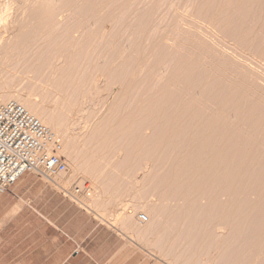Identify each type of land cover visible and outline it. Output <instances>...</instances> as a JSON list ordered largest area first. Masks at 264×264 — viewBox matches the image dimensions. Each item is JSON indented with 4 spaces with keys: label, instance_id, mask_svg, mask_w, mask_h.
Masks as SVG:
<instances>
[{
    "label": "rangeland",
    "instance_id": "1",
    "mask_svg": "<svg viewBox=\"0 0 264 264\" xmlns=\"http://www.w3.org/2000/svg\"><path fill=\"white\" fill-rule=\"evenodd\" d=\"M5 1H8L6 2L8 8L3 7ZM5 1L0 0V97H5H2L4 101L10 91H13L14 93L11 94L14 95L30 92L45 112L58 114L56 116L59 117L64 128L63 132L61 134L57 132V135L59 134L64 144L67 143V146H73V151H75L72 155L73 164L66 163L68 167L67 175L53 179L57 182L56 184L52 183V185L51 181L49 182L47 178L36 173H26L21 177L26 175L40 177L51 184L61 196L64 190L73 192L74 188H79L80 192L75 195L74 201L71 198L65 199L86 212L101 227L114 231L121 245L118 263L116 264H229L231 261L245 264L244 256L239 257L233 251L232 245L235 240H240L231 235L228 239L229 234L225 231L219 234H216L214 230L210 231L209 224H211V219L214 220L212 223L217 221L214 219L215 216H218L219 213L223 215L225 211L226 213L232 211L237 216L241 212H246V216L248 215L246 217L248 218L247 221H250L251 224L249 223L248 227L245 226L246 224L243 225L246 228L242 229L245 231L242 232L244 239V235L246 237L251 235L249 232L254 231L255 233L253 225H255V221L259 220L257 217L264 213V0H104L105 3L102 0L103 3L100 0H67L73 4H66L67 11L63 12L59 18L55 14H57L56 11L59 7L57 4L60 0H58L59 2L57 0H54L56 2L45 0L46 2L49 1L44 3L46 5L42 4V0ZM62 1L59 4L66 0ZM67 1L65 3H68ZM40 2L42 5H40ZM53 2L54 5H57L56 11H53L55 10L54 5H51ZM100 2L102 6L97 4ZM87 3L91 5L92 11H89L91 8ZM94 3L97 4H95L96 7L100 6L103 10L101 13L105 14L100 13V7H98L99 12L98 10L94 11V8H96ZM47 4H49V7L51 6L52 12L55 14L51 13ZM74 5L76 8L73 7ZM81 5H84V7ZM4 9L8 10L5 11ZM73 11L77 13L75 14ZM111 13L114 21L117 18L115 21L116 28L119 27L120 29H118L119 31L115 30L118 31V34H115L114 37L110 35L114 32L112 29L111 33L108 29L109 35H106L107 33L103 34L100 30L96 33L95 29L101 28L100 23H103L101 24L103 29H107L111 25L112 27L115 26V22L111 25L107 24L110 20L109 23L113 22ZM50 15H54L53 18ZM46 17L53 20L52 22L49 18L52 24ZM89 17L90 19H88ZM97 17H100L99 20L96 19ZM105 18L109 21L107 22ZM100 19L103 22H100ZM104 19L107 23L104 22ZM87 22L88 26L85 25ZM90 22L94 23H92L93 26ZM79 23L80 25L83 24L82 28H79ZM72 28L74 31L71 30ZM77 28L79 29L78 32L74 33ZM70 30L73 35L70 34ZM97 34L99 36H96ZM91 35L92 38H90ZM86 36L91 39L90 42L93 41L92 43L98 44H94L95 47L100 45L98 50L91 51L92 48L89 45L92 46L93 44H90L89 38L87 39ZM71 42L73 45L76 44L78 49L76 47L72 49ZM79 48L83 51H80ZM88 50L90 51L88 52ZM184 60L187 61V68L183 67L184 70H182L181 65L183 62L185 63ZM180 62L181 65L179 66ZM53 65L60 69L57 70L60 72L54 73ZM59 66H62V68ZM174 68L175 70L181 68L182 71L177 69L175 72ZM61 71L63 72L62 75L60 74ZM171 71L175 72V75ZM170 76L171 78H169ZM164 79L169 81L171 79L173 81H170L171 84H174L171 86L166 85L168 86L166 87ZM71 82L73 83L71 84ZM166 82L167 84L170 83ZM162 83L164 86H162ZM161 87L166 90L160 89ZM225 96L231 97V99L225 98ZM71 99H73L72 102ZM74 99L77 101H74ZM191 99L193 100L191 101ZM222 99L228 100L224 102ZM196 101L198 106L197 104L194 106ZM220 101L225 106L218 104ZM217 104L220 107H216ZM159 109L162 110L160 115L157 112ZM155 112L157 115H154ZM225 112L228 113V117ZM127 113V118L130 115L133 117H129L128 120L132 119L131 121L126 120L127 118L124 115ZM155 116L161 119L158 120ZM174 116L175 118H173ZM224 116L225 120L223 119ZM123 118L126 121H123ZM194 118L197 121L193 120ZM210 119L211 123L209 122ZM239 119H241V122ZM100 120H104L105 123L102 122L105 125L107 124L104 127L102 126L101 129L99 124H103ZM191 123L192 125L194 123V125L192 126ZM224 124L226 126H224L225 130L228 127L231 128L228 131L222 129L227 132L226 135L229 134V131H233V134L230 133L229 136L223 134L225 132H222L220 128ZM229 124L232 127L231 125L228 126ZM52 129L54 130V128ZM169 129H171V132ZM219 129L221 133H218ZM215 131L217 133H214ZM160 132L165 133L161 135ZM157 134L163 138L158 139ZM215 134L220 135L221 138L222 134L227 138L230 137L231 142L224 136L223 139L217 135L215 137ZM103 138L106 140L111 138L109 142L108 140L105 141L107 145L104 143V149L102 147L103 143L102 145L100 143L101 146L98 144V141L101 142L100 140H103ZM216 138H219L220 142L225 139L229 144L231 143L228 145L224 141V143H227L224 145H228V147L234 143L233 147L237 146L235 148L237 150H231V156L225 150L227 147L225 148L222 143L224 146V148L221 146L224 149L223 152H227L223 154L227 158H224L221 154L222 151H220L222 159L220 155V160L217 159L207 163V160H211V158L207 159L210 157L211 151L213 153V150L217 149L215 144L219 141ZM204 139H207V141H204ZM162 140L164 144L161 143ZM191 140H194V143ZM201 140L204 141L203 145ZM136 141H139V143ZM135 142L138 143V146L134 145L137 147L136 149L132 146ZM161 144L162 146H160ZM127 148L128 150H126ZM183 149L186 155L184 152L183 155L181 154V151H184ZM147 150L151 151L149 157L148 153H145ZM227 150L229 151L230 148ZM127 151L129 152L127 153ZM154 151L156 154H154ZM189 151L191 153L187 154ZM84 153L86 158L82 155ZM197 153L198 155H195ZM228 153L231 158L226 156ZM177 154L182 155V157L185 156V158L179 157V155V158H177ZM206 154L210 155L204 157ZM151 157H156V160ZM62 158L65 159L64 156ZM147 158H151L152 161ZM176 158L183 160V162L180 160L182 164L179 166L181 170L185 167L184 172L191 169V165L196 162L194 164L196 166H193L195 170L192 172L190 186L201 179L204 181H201L202 184L206 183L205 178L214 180L212 181L213 184L211 182L212 185H209L212 186L209 187L211 188L209 190L212 191L210 201L197 199L195 195H189V201L185 198L183 200L185 203L182 200H179L180 202L177 200V204H175V199L173 201L170 199L160 201L161 198L157 191L161 193L166 189L161 190L162 186L159 179L162 180L163 176H166L171 169L169 166L179 163ZM97 159L98 161L93 162ZM223 159L226 160L223 161ZM139 160L140 162H138ZM175 160L176 163H174ZM218 160L220 164L216 162ZM124 161L125 164L122 166ZM135 161L138 163L137 165ZM197 161L201 164H197ZM91 164L95 166L92 165L94 168L90 170ZM197 166H200V168ZM221 166H223L225 172L220 173L222 171L220 170ZM210 167L215 168V171L212 170L214 171L213 175H211ZM217 169L220 171L216 172ZM121 170H124L123 173ZM205 171H211V173H208L210 176L208 174L205 175L207 177L202 175L205 174ZM214 173H217L218 176H215ZM221 179L227 182H223ZM230 179H233V182L237 179L236 184L234 183L235 189ZM229 181L232 184H229ZM214 185L217 186L214 187ZM86 186L87 188H85ZM220 187L222 189L225 187L223 189V192L226 190L224 194ZM173 190L175 189L173 188ZM232 191H236L235 194L233 193L234 196L241 194L233 198V194L232 196L230 194ZM176 193L174 192L173 198ZM225 193L227 194L225 195ZM228 193L232 198L226 197ZM238 198L243 201L240 203ZM236 199L238 204L235 201ZM183 203L187 206H184ZM248 203L250 206H247V208ZM179 204H181V207ZM236 205H239L240 208L235 207ZM177 206L182 210H179ZM252 206H255V210ZM172 207L178 209L180 214L187 208V210L185 209L186 213L184 212L183 222L180 221V217H182L180 214H178L180 220L174 216L175 214L177 216L178 210H173ZM169 208L172 211L169 212L171 215L173 211H176L173 213V217L171 215L168 217V213L165 214L166 210L169 211ZM239 209H241V212ZM238 212L240 213L238 214ZM138 213L146 214L148 221L140 224L136 220ZM261 216L263 217V215ZM170 217L172 218L170 219ZM199 218L203 220L202 224V220ZM176 220H179L182 226ZM204 220H207V222L210 220L208 228L207 224L205 227L206 222ZM236 222L238 221L233 222V224ZM162 223L165 225L164 227ZM251 227L254 228L251 229ZM203 228L208 230H203ZM224 235H228L227 239ZM212 237L215 240L217 238V243L212 240ZM218 239L222 240L221 244ZM129 241L131 242L130 249L128 248ZM229 243L232 244L229 245ZM133 244L136 245L135 250Z\"/></svg>",
    "mask_w": 264,
    "mask_h": 264
},
{
    "label": "crops",
    "instance_id": "2",
    "mask_svg": "<svg viewBox=\"0 0 264 264\" xmlns=\"http://www.w3.org/2000/svg\"><path fill=\"white\" fill-rule=\"evenodd\" d=\"M51 184L26 175L0 194V264L118 263L121 245L114 231Z\"/></svg>",
    "mask_w": 264,
    "mask_h": 264
},
{
    "label": "bare ground",
    "instance_id": "3",
    "mask_svg": "<svg viewBox=\"0 0 264 264\" xmlns=\"http://www.w3.org/2000/svg\"><path fill=\"white\" fill-rule=\"evenodd\" d=\"M1 1H3V0H1ZM4 1H5V0H4ZM37 1H38V0H37ZM39 1H40V0H39ZM53 1H54V0H53ZM57 1H58V0H57ZM63 1H64V0H63ZM63 1H62V2H63ZM66 1H67V0H66ZM66 1H64L62 4H59V3H61V0H60V2L58 1L59 3L57 2L58 4L56 3V4L59 6L57 11H56V9H57V5H54V2H56V1H54L52 4L49 3V4H51V5H54V7H53V6H52V7H53L55 10H53V9L51 8V6L49 7V6H48L49 4H47V6H48V8H50L49 10L51 11V13H54V12H52V10H53V11H56L57 14H55V13H54V14H55V16H58L57 18H59L60 16H62V13H63V12L67 11L68 8L66 9V6H67L66 4H73V3H71V2H68V1H72V0H68V1H67L68 3H65ZM79 1H80V0H79ZM94 1H95V0H94ZM98 1H99V0H98ZM98 1H97V2H98ZM100 1H101V0H100ZM102 1L104 2V0H102ZM102 1H101V2H102ZM105 1H106V0H105ZM6 2H8V1H5V3H6ZM45 2H46L45 0H44V1L42 0V4H44ZM48 2H49V1H48ZM48 2H46V3H48ZM50 2H51V0H50ZM77 2H78V1H77ZM81 2H82V1H81ZM101 2H100V3H97V4H100V6H102ZM103 2H102V3H103ZM5 3H4V6H3V7H4V8H6V7L8 8V7H9V6H7L8 3H6V4H5ZM37 3H39V2H37ZM64 3H65V4H64ZM74 3H75V1H74ZM88 3H89V2H88ZM88 3H87V5H88ZM90 3H91V2H90ZM92 3H93V2H92ZM104 3H105V2H104ZM0 4H1V2H0ZM2 4H3V2H2ZM42 4H41V2H40V5H42ZM95 4H96V3H94V6H95ZM97 4H96V5H97ZM106 4H107V3H106ZM44 5H46V4H44ZM75 5H76V4H75ZM75 5H74L73 7H75ZM78 5H79V2H78ZM84 5H85V4H84ZM84 5H81V6L84 7ZM92 5H93V4H92ZM104 5H105V4H104ZM1 6H2V5H1ZM88 6L91 8V9L88 8V9H90L89 11H92L93 9H92L91 5L89 4ZM100 6H97V7L95 6L97 9L93 7V8L95 9L94 11L98 10V12H99V8H98V7H100ZM105 6H108V5H105ZM43 7H44V6H43ZM43 7H42V8H43ZM68 7H69V6H68ZM39 8H40V7H39ZM44 8H45V7H44ZM75 8H76V7H75ZM75 8H74V10H75ZM79 8H81V7H79ZM79 8H78V10H80ZM85 8H87V7H85ZM102 8H103V7H102ZM121 8H122V7H121ZM0 9H1V8H0ZM46 9H47V8H46ZM81 9H83V8H81ZM4 10L7 11L8 9H7V10L4 9ZM43 10H44V9H43ZM49 10H48V11H49ZM70 10L72 11V9H70ZM84 10H85V9H84ZM80 11H81V10H80ZM80 11H79V14H80ZM101 11H103V10H102L101 7H100V13H101ZM110 11H111V10H110ZM115 11H116V10H115ZM0 12H1V10H0ZM46 12H47V10H46ZM73 12H74V11H73ZM113 12H114V11H113ZM113 12H112V13H113ZM2 13H4V12L2 11ZM2 13H1V14H2ZM42 13H43V12H42ZM69 13H70V12H69ZM74 13L76 14L77 12H74ZM84 13H85V12H84ZM93 13H95V12H93ZM100 13H99V14H100ZM112 13H111L110 15H112ZM67 14H68V13H67ZM90 14H92V13H90ZM99 14H98V16H100ZM101 14L103 15V14H105V13L102 12ZM108 14H109V13H108ZM117 14H118V13H117ZM42 15H43V14H42ZM44 15H45V14H44ZM46 15H47V14H46ZM64 15H65V14H64ZM82 15H83V14H82ZM84 15H85V14H84ZM86 15H87V14H86ZM94 15H95V14H94ZM94 15H93V16H94ZM50 16L52 17V16H54V15H50ZM88 16H89V15H88ZM96 16H97V15H96ZM104 16L107 17L106 15H104ZM108 16H109V15H108ZM115 16L117 17L118 15H115ZM115 16H114V17H115ZM128 16H129V15H128ZM44 17H45V16H44ZM63 17H64V16H63ZM85 17H86V16H85ZM109 17H110V16H109ZM111 17H112L111 19L113 20L112 23H109L111 20L109 21V20H107V18H105V19L107 20V22H108V21H109V22H108V23L105 22V19H104V22L107 23L108 25H109V24H110V25L113 24V23L116 21L117 18H115V21H114V19H113V15H112ZM130 17H131V16H130ZM2 18H3V17H2ZM46 18H47V17H46ZM49 18H50V17H49ZM49 18H47V19L49 20ZM52 18H53V17H52ZM83 18H84V17H83ZM91 18H92V17H91ZM99 18H100V17H99ZM99 18L97 17L96 19L99 20ZM102 18H103V17H102ZM84 19H85V18H84ZM88 19H90V17H89ZM88 19H86V20H88ZM50 20H52V19L50 18ZM50 20H49V21H50ZM82 20H83V19H82ZM102 20H103V19H102ZM49 21H47V22H49ZM84 21H85V20H84ZM90 21H91V20H90ZM52 22H53V20H52ZM52 22L50 21L51 24H52ZM55 22H56V20H55ZM81 22H82V21H81ZM93 22H94V21H93ZM93 22H92V23H93ZM97 22H98V21H97ZM100 22H103V21H101V19H100ZM100 22H99V23H100ZM127 22H128V21H127ZM90 23H91V22H90ZM92 23H91V24H92ZM99 23H97V24L99 25ZM81 24H82V23H81ZM87 24H88V22L85 23L86 26H88ZM93 24H94V23H93ZM93 24H92V26H93ZM97 24H96V25H97ZM101 24H103V23H100V26H101V28H102L103 26H102ZM114 24H115V26L113 25V27H115L114 29H113V27H112V25H111V26H108L107 29H106V28H105V29L102 28V30H101L100 27H99L100 29H99V28H98V29L96 28L97 30L95 29V31H96V33H97L98 30H100V32L102 31L103 34H104V33H107L106 35H109V32H110V31L112 32V30H114L115 33L113 32L112 34H110V35H112V36L114 37L115 34H118V31H119L118 29H120L119 27H118V29L116 28V27H117L116 22H115ZM126 24H128V23H126ZM79 25H80V23H79ZM79 25H78V26H79ZM82 25H83V24H82ZM82 25H80L79 28H80V27L82 28ZM98 25H97V26H98ZM49 26H50V24H49ZM94 26H95V25H94ZM127 26H128V25H127ZM66 27H67V26H66ZM69 27H70V26H69ZM125 27H126V25H125ZM73 28H74V27H73ZM73 28H72L71 30H73ZM84 28H85V27H84ZM86 28H87V27H86ZM94 28H95V27H94ZM128 28H129V27H128ZM75 29H76V28H75ZM108 29H109V32H108ZM111 29H112V30H111ZM115 29H117L118 31H116ZM123 29H124V28H123ZM71 30H70V34H71ZM78 30H79V29L77 28V31L75 30L76 32H74V33H77ZM125 30H126V28H125ZM73 31H74V30H73ZM73 31H72V32H73ZM81 31H82V30H81ZM85 31H86V30H85ZM89 31H90V30H89ZM93 31H94V30H93ZM95 31H94V32H95ZM104 31H106V32H104ZM82 32H83V31H82ZM111 32H110V33H111ZM116 32H117V33H116ZM79 34H80V33H79ZM83 34H86V33H83ZM83 34H82V36H83ZM87 34H89V33L87 32ZM113 34H114V35H113ZM68 35H69V34H68ZM71 35H73V34H71ZM71 35H69V36H71ZM89 35H90V34H89ZM101 35H102V33L100 34V36H101ZM65 36H66V32H65ZM65 36H64V37H65ZM74 36H78V35H74ZM96 36H99V35L97 34ZM116 36H117V35H116ZM80 37H81V36H80ZM84 37H85V36H84ZM84 37H83V38H84ZM113 37H111V38H113ZM70 38H72V37H70ZM73 38H74V37H73ZM73 38H72V39H73ZM83 38H82V39H83ZM86 38H87V36H86ZM88 38H89V37H88ZM88 38H87V39H88ZM90 38H92V35H91ZM90 38L88 39L89 42H90V40H91ZM93 38H95V37L93 36ZM102 38H103V37H102ZM63 39H64V38H63ZM66 39H67V38H66ZM66 39H65V40H66ZM74 39H75V38H74ZM78 39H79V38H78ZM78 39H77V40H78ZM80 39H81V38H80ZM98 39H99V38H98ZM100 39H101V37H100ZM68 40H69V37H68ZM94 40H95V39H94ZM113 40H114V39H113ZM70 41H71V39H70ZM72 41H73V40H72ZM81 41H82V40H81ZM73 42H74V41H73ZM92 42H93V41H92ZM92 42H90V44L98 45L97 43H92ZM96 42H97V41H96ZM112 42H113V41H112ZM76 43H77V42H76ZM81 43H82V42H81ZM71 44H72V42H71ZM72 45H73V44H72ZM80 45H81V44H80ZM82 45H83V44H82ZM93 45H92V46H93ZM95 45H94V47H92L91 45H89V46L92 48V50L90 49V47H88V48H89L92 52H93L94 50L96 51V50L99 49L98 47H99L100 45H99L98 47L96 46L97 49H96ZM83 46H84V45H83ZM83 46H82V47H83ZM86 46H87V44H86ZM86 46H85V47H86ZM101 46H102V45H101ZM110 46H111V45H110ZM70 47H71V46H70ZM74 47H76V44L73 45V47H71V48L73 49ZM85 47H84V48H85ZM104 47H105V46H104ZM65 48H66V47H65ZM71 48L68 47V49L72 50ZM76 48H77V47H76ZM86 48H87V47H86ZM107 48H109V47H107ZM59 49H60V48H59ZM61 49H63V48H61ZM77 49H78V48H77ZM102 49H103V46H102ZM105 49H106V47H105ZM65 50H66V49H65ZM74 50H75V49H74ZM79 50H80V48H79ZM85 50H86V49H85ZM90 50H88V52H89ZM103 50H104V49H103ZM103 50H102V51H103ZM106 50H107V49H106ZM80 51H83V49H81ZM80 51H77V52H80ZM95 51H94V52H95ZM71 52H72V51H71ZM75 52H76V51H75ZM84 52H85V51H84ZM86 52H87V50H86ZM182 61H183V60H182ZM182 61H181V62H182ZM184 61H185V63H184V62H183V63H184L185 65L182 63V65H184V66L181 65V62H180V64H179V66L181 65L182 70H184V68H185L186 65H187V64H186L187 61H186V60H184ZM62 66H63V65H62ZM62 66H59V67L62 68ZM179 66H178V67H179ZM176 67H177V66H176ZM183 67H184V68H183ZM52 68L55 70L54 73H56V72H60V71H57V70H60V69H57L54 65L52 66ZM181 68H177V69L180 70V71H182ZM186 68H187V67H186ZM186 68H185V69H186ZM177 69L175 70V68H174V71L176 72ZM61 70H62V69H61ZM61 72H62V71H61ZM171 72H173V71H171ZM175 72H173L174 75H175ZM179 73H180V72H179ZM179 73H178V74H179ZM60 74L62 75L63 72L60 73ZM170 74H171V73H170ZM176 74H177V73H176ZM178 74H177V75H178ZM174 75H173V77H174ZM177 75H176V76H177ZM154 76H156V75H154ZM71 77H72V76H71ZM73 77H74V76H73ZM173 77H172V78H173ZM169 78H171V76H170ZM169 78H168V79H169ZM71 79H72V78H71ZM173 79H174V78H173ZM164 80H165L164 83H166L165 86H166V85L171 86L172 84H174V83L171 84V82H170V81H172L171 79H170V81H169V80H166V79H164ZM67 81H68V80H67ZM67 81H66V82H67ZM157 81H159V80H157ZM166 81H168V83L170 82V83H169L170 85L167 84ZM175 81H176V80H175ZM175 81H174V82H175ZM172 82H173V81H172ZM72 83H73V82H71V84H72ZM71 84H70V85H71ZM162 84H163V83H162ZM160 86H161V85H160ZM160 86H159V87H160ZM162 86H164V84H163ZM168 86H166V87H168ZM64 87H65V86H64ZM162 88H163V87H161L160 89H162ZM66 89H68V88H66ZM157 89H158V88H157ZM160 89H159V90H160ZM163 89H164V88H163ZM167 89H168V88H167ZM186 89H187V87H186ZM165 90H166V89H164V91H165ZM184 90H185V88H184ZM185 91H186V90H185ZM185 91H184V92H185ZM12 92H13V91H12ZM12 92L10 91V94L7 95L6 100H7L8 98H12V97L14 98V97H15L14 99L19 100V102H21L25 107H27V109H28L30 112H32L35 116H37V117H38L39 119H41L43 122H45L46 124H49L52 128H54V130L56 131V133L58 132L59 134H61V133L63 132L64 125L60 123V119H59V117L56 116V115H58V114L55 115V114H52V113L45 112V110L42 109V106L40 105V103L38 102V100H36L34 97H32V95H31L30 92H27V93H26V92H25V93L22 92L23 94H19V95H17L18 93L15 94V95H14V94H11ZM156 92H157V91H156ZM233 92H235V90H233ZM233 92H232V94H233ZM13 93H14V92H13ZM195 93H196V92H195ZM82 94H84V93H82ZM196 94H198V93H196ZM232 94H231V95H232ZM229 95H230V94H229ZM84 96H85V95H84ZM84 96H83V97H84ZM232 96H233V95H232ZM2 97H3V96H2ZM2 97H0V102H2V101H3V98H5V97H3V98H2ZM66 97H67V94H66ZM79 97H80V95H79ZM83 97H82V98H83ZM190 97H191V96H190ZM227 97H228V96H225V98H227ZM82 98H81V99H82ZM152 98H153V96H152ZM191 98H192V97H191ZM198 98H199V97H198ZM220 98H221V97H220ZM228 98H229V97H228ZM77 99H78V96H77ZM223 99H224V98H223ZM223 99H222V100H223ZM229 99H231V97H230ZM72 100H73V99H71V102H72ZM192 100H193V99H191V101H192ZM227 100H228V99H227ZM227 100H223V101H224V102H225V101L227 102ZM4 101H5V99H4ZM74 101H77V100L74 99ZM74 103H75V102H74ZM192 103H193V102H192ZM199 103H201V102H199ZM194 104H195L194 106H196V104H197V106H198L197 101H196ZM218 104H222V102L220 101ZM218 104H217L216 107H220V105L218 106ZM180 105H181V104H180ZM188 105H189V104H188ZM192 105H193V104H192ZM222 105H224V103H223ZM159 106H162V105H159ZM194 106H193V107H194ZM224 106H225V105H224ZM189 107H190V106H189ZM158 108H159V107H158ZM163 108H164V107H163ZM163 108H162V109H163ZM223 108L225 109V107H223ZM223 108H222V109H223ZM160 109H161V108H160ZM160 109H159V111H157V112H159L158 115H160V113H161V111H162V110L160 111ZM192 109H193V108H192ZM216 109H217V108H216ZM222 109H221V110H222ZM218 110H219V109H218ZM218 110H217V111H218ZM155 111H156V110H155ZM177 111H178V110H177ZM179 111H180V110H179ZM213 111H214V110H213ZM224 111H225V110H224ZM130 112H131V111H130ZM222 112H223V111H222ZM227 112H228V111H227ZM131 113H132V112H131ZM133 113H134V112H133ZM153 113H154V112H153ZM174 113H175V112H174ZM177 113H178V112H177ZM188 113H189V112H188ZM188 113H187V114H188ZM211 113H212V112H211ZM216 113H217V112H216ZM172 114H173V113H172ZM182 114H183V113H182ZM182 114H181V115H182ZM187 114H186V115H187ZM217 114H218V113H217ZM223 114H224V113H223ZM226 114H227V115H226ZM129 115H130V113H129ZM154 115H157L156 112H155ZM162 115H163V114H162ZM179 115H180V114H179ZM183 115H184V114H183ZM210 115H211V114H210ZM213 115H214V114H213ZM220 115H222V114H220ZM220 115H219V116H220ZM225 115L228 117V113L225 112ZM238 115H239V114H238ZM238 115H237V116H238ZM124 116H125V118H127L126 116H128V113L125 114ZM124 116H123V117H124ZM130 116H131V115H130ZM130 116H129V117H130ZM133 116H134V115H133ZM172 116H173V115H172ZM211 116H212V115H211ZM211 116H210V117H211ZM215 116H216V114H215ZM222 116H223V115H222ZM129 117H128L126 120H128ZM153 117H154V116L152 115V118H153ZM155 117H156V116H155ZM177 117H178V116H177ZM179 117H180V116H179ZM181 117H182V116H181ZM181 117H180V118H181ZM188 117H190V116H188ZM232 117H234V116H232ZM238 117H239V116H238ZM125 118H123V119H124L123 121H126ZM130 118H133V117L131 116ZM156 118H157V117H156ZM167 118H168V117H167ZM173 118H175V116H174ZM221 118H223V117H221ZM102 119H105V118H102ZM157 119L160 120L161 118H160V119L157 118ZM157 119H156V120H157ZM185 119H186V118H185ZM223 119H224V120L226 119L225 116H224ZM242 119H243V118H242ZM131 120H132V119H130V120H128V121H131ZM148 120H150V119L148 118ZM154 120H155V119H154ZM168 120H169V118H168ZM172 120H173V119H172ZM180 120H181V119H180ZM193 120H195V118H194ZM213 120H214V119H213ZM239 120H240V122H241V119H239ZM239 120H238V121H239ZM100 121H101V122H102V121L104 122V120H100ZM106 121H107V120H106ZM120 121H121V120H120ZM120 121H119V122H120ZM151 121H152V119H151ZM170 121H171V120H170ZM170 121H169V124H170ZM195 121H197V120H195ZM221 121H222V120H221ZM226 121H227V120H226ZM103 122L101 123V124H103V125H100V124H99L100 129H101L102 126L104 127V126L107 125V124L105 125V124H104L105 122H104V123H103ZM146 122H147V121H146ZM193 122H194V121H193ZM209 122L211 123V119H210ZM224 122H225V121H224ZM227 122H228V121H227ZM234 122H235V121H234ZM240 122H239V123H240ZM106 123H107V122H106ZM149 123H150V122H149ZM149 123H148V124H149ZM153 123H154V121L152 122V124H153ZM155 123H156V121H155ZM166 123H167V122H166ZM178 123H179V122H178ZM194 123H195V122H194ZM194 123H193V125H194ZM205 123H206V122H205ZM220 123H221V122H220ZM220 123H219V124H220ZM235 123H236V122H235ZM108 124H109V123H108ZM172 124H173V123H172ZM208 124H209V123H208ZM226 124H227V123H226ZM118 125H119V123H118ZM145 125H146V124H145ZM178 125H179V124H178ZM191 125H192V123H191ZM193 125H192V126H193ZM197 125H198V124H197ZM210 125H211V124H210ZM220 125H221V124H220ZM230 125H231V124H229L228 126H230ZM97 126H98V125H97ZM99 126H98V128H99ZM119 126H120V125H119ZM150 126H152V125H150ZM171 126H172V125H171ZM180 126H181V125H180ZM195 126H196V125H195ZM195 126H194V127H195ZM207 126H208V125H207ZM221 126H222V125H221ZM224 126H225V124L223 125V127L220 128L222 132H225V131H228V130L231 129V128L228 127V129L226 128V130H225V127H226V126H225V127H224ZM235 126H236V124H235ZM116 127H117V125L115 126V128H116ZM147 127H148V126H147ZM147 127H145V128H147ZM168 127H169V126H168ZM174 127H175V126H174ZM190 127H191V126H190ZM231 127H232V125H231ZM105 128H106V127H105ZM118 128H119V127H118ZM150 128H152V127H150ZM169 128H170V127H169ZM181 128H182V127H181ZM218 128H219V127H218ZM102 129H104V128H102ZM113 129H114V128H113ZM143 129H144V128H143ZM220 129H219V132H218V133H221V132H220ZM222 129L225 130V131H223ZM233 129H234V128H233ZM115 130H117V129H115ZM163 130H164V129H163ZM167 130H168V129H167ZM170 130H171V129H169V131H170ZM191 130H192V129H191ZM196 130H197V129H196ZM196 130H195V131H196ZM118 131H119V130H118ZM159 131H161V130H159ZM169 131H168V134L170 135V132H171V131H170V132H169ZM231 131H232V130H231ZM232 132H233V131H232ZM232 132L229 131L228 133H229V134H230V133L233 134ZM160 133H161V135H162V134H164L165 132H163V133L160 132ZM205 133H206V132H205ZM207 133H208V132H207ZM214 133H217V131H215ZM226 133H227V132H225V133H223V134L226 135ZM59 134H58V136H59ZM168 134H167V135H168ZM223 134H222V138H221L220 135H219V136H220V137H219L217 134H215V137H216V135H217L219 138L223 139V136H224V138H225L226 136H229V134L226 135V136L223 135ZM157 135H158V137H159L158 139L163 138V137H161V135H160V136H159V134H157ZM167 135H166V136H167ZM169 135H168V136H169ZM166 136H165V138H166ZM203 136H204V135H203ZM207 136H208V134H207ZM212 136H213V135H212ZM230 136H232V135H230ZM169 137H170V136H169ZM172 137H173V136H172ZM209 137H211V136L209 135ZM141 138H142V137H141ZM165 138H164V141L166 142ZM202 138H203V137H202ZM207 138H208V137H207ZM219 138H216V139H218L217 141L220 142V139H219ZM231 138H232V137H231ZM109 139H111V138H109ZM109 139H107L108 142H109ZM136 139H137V138H136ZM155 139H156V138H155ZM166 139H167V138H166ZM210 139H211V138H210ZM226 139H229V141L231 142L230 137H229V138L226 137ZM98 140H99V139H98ZM107 140H106L105 138H103V140H100L101 142L98 141L99 146H101L102 143H103L102 147H103V149H104V143H106L105 145H107V142H105V141H107ZM141 140H142V139H141ZM202 140H203V139H202ZM202 140H201V141H202ZM214 140H215V138H214ZM214 140H213V141H214ZM61 141H62V140H61ZM102 141H103V142H102ZM134 141H135V140H134ZM142 141H143V140H142ZM156 141H157V140H156ZM191 141H193L192 143H194V140H191ZM204 141H207V139H204ZM204 141H202V145H203V142H204ZM215 141H216V140H215ZM222 141H223V140H222ZM222 141L220 142L221 144H220L219 142H218V143L216 142V144L213 142V144H215V146L217 147V149L213 150V153H212V151H211V153H210L211 155L209 154L210 157H208V156H209L208 154H206V156H204V157H208L207 159L211 158V160H210V159H209V161L207 160V163L210 162V161H213V160H217V159H219L221 154H222L223 157H224V154H225L226 151L230 153L231 150H233V151H234V150H237V149H235V148L237 147L236 145H235V146H236L235 148L233 147V146H234V143H232V145L228 147V145H230L231 143L229 144V142H227V141L224 139V141H226V142L228 143V145H224V144H227V143H226V142L224 143V141H223V142H222ZM62 142H63V141H62ZM62 142H61V144H60V147L58 148V153H59L60 155H62V156L65 157L64 160L66 161L67 164H73V162H72V155H74V152H75V151H73L74 148H73V146H67V143H65V144H66V145H65L64 142H63V144H64V145H63ZM136 142L139 143V141H136ZM136 142H135V144L132 145L133 147H135L134 145H137V144H138V143L136 144ZM157 142H158V141H157ZM157 142H156V143H157ZM160 142H161V141H160ZM195 142H196V141H195ZM209 142H211V141L209 140ZM209 142H208V143H209ZM233 142H234V141H233ZM100 143H101V145H100ZM161 143H163V140H162ZM186 143H187V142H186ZM192 143H191V144H192ZM199 143H200V142H199ZM206 143H207V142H206ZM211 143H212V142H211ZM222 143H223V145L225 146V148H226V147H227V149L230 148V150L228 151L227 149H225L226 151L223 152L224 149H222V147H221V146H223ZM152 144H153V142H152ZM152 144H151V145H152ZM163 144H164V143H163ZM188 144H189V146H190V141L188 142ZM188 144H187V146H188ZM219 144H220V145H219ZM237 144H238V142H237ZM140 145H141V142H140ZM193 145H194V144H193ZM204 145H205V144H204ZM208 145H209V144H208ZM208 145H207V146H208ZM217 145H218V146H217ZM137 146H138V145H137ZM141 146H142V145H141ZM153 146H154V144H153ZM160 146H162V144H161ZM179 146H180V145H179ZM184 146H186V145L184 144ZM189 146H188V147H189ZM198 146H199V145H198ZM209 146H210V145H209ZM213 146H214V145H213ZM213 146H212V147H213ZM224 146H223V148H224ZM238 146H239V144H238ZM102 147H101V148H102ZM200 147H201V146H200ZM200 147H199V148H200ZM204 147H205V146H204ZM212 147H211V148H212ZM218 147H219V148H218ZM106 148H107V147H106ZM136 148H137V147H135V149H136ZM139 148H140V147H139ZM151 148H152V147H151ZM153 148H154V147H153ZM153 148H152V149H153ZM157 148H158V147H157ZM157 148H156V150H157ZM180 148H181V146H180ZM211 148H210V149L207 148V149L212 150L213 148H212V149H211ZM231 148H234V149H231ZM103 149H102V150H103ZM141 149H142V148H141ZM158 149H161V148H158ZM126 150H128V148H127ZM129 150H130V149H129ZM149 150H151V149H149ZM177 150L179 151V149H177ZM183 150H184V149H183ZM186 150H187V148H186ZM203 150H205V149L203 148ZM137 151H138V150H137ZM139 151H140V150H139ZM158 151H159V150H158ZM158 151H157V152H158ZM175 151H176V150H175ZM200 151H201V150H200ZM220 151H222L221 154H220ZM128 152H129V151H127V153H128ZM130 152H131V151H130ZM132 152H133V151H132ZM150 152H151V151H150ZM150 152H149L148 150L145 151V153H148V157H149V153H150ZM154 152H155V151H154ZM181 152H182V153H181L182 155H183V152H184V154L186 155L185 150H184V151H181ZM203 152H206V151H203ZM227 152H226V153H227ZM235 152H236V151H235ZM235 152H234V154H235ZM145 153H144V154H145ZM175 153H176V152H175ZM188 153H191V151L187 152V154H188ZM195 153H196V152H195ZM198 153H199V150H198ZM198 153L195 154V155H198ZM201 153H202V152H201ZM223 153H224V154H223ZM229 153L226 154V156H228V157L231 158V156H232L231 153H232V152L230 153L231 156L229 155ZM120 154H121V152H120ZM125 154H126V153H125ZM132 154H134V153H132ZM135 154H136V153H135ZM151 154H153V153H151ZM151 154H150V155H151ZM154 154H156V152H155ZM157 154H158V153H157ZM179 154H180V152H179ZM179 154H177V158L182 157V155L180 156ZM82 155H84V157L86 158L85 153L82 154ZM87 155H88V154H87ZM126 155H127V154H126ZM136 155H137V154H136ZM145 155H146V154H145ZM178 155H179V157H178ZM203 155H205V154H203ZM207 155H208V156H207ZM222 155H221V159L223 158ZM250 155H251V154H250ZM133 156H135V155H133ZM140 156H141V153H140ZM146 156H147V155H146ZM167 156H168V155H167ZM190 156H191V155H190ZM192 156H194V155H192ZM199 156H200V155H199ZM89 157H90V156H89ZM121 157H122V156H121ZM131 157H132V155H131ZM131 157H130V158H131ZM143 157H144V156H143ZM165 157H166V156H165ZM183 157L185 158V156H183ZM183 157H182V158H183ZM247 157H248V156H247ZM252 157H253V154H252ZM125 158H126V157H125ZM128 158H129V156H128ZM136 158H137V157H136ZM151 158H154V159L156 160V157H151ZM151 158H147V159H148V160H149V159L151 160ZM159 158H160V156H159ZM159 158H158V159H159ZM174 158H175V157H174ZM177 158H176V159H177ZM186 158H187V157H186ZM193 158H195V156H194ZM199 158L201 159V157H199ZM199 158H197V159H199ZM224 158H227V157H224ZM230 158H229V160H230ZM69 159H71V161H69ZM122 159H124V158H122ZM138 159H139V158H138ZM138 159H137V160H138ZM145 159H146V158H145ZM145 159H144V160H145ZM191 159H192V158H191ZM200 159H199V160H200ZM202 159H203V157H202ZM128 160H130V159H128ZM165 160H166V159H165ZM180 160H181V162H183V160H182L181 158H180ZM180 160L177 159V162H179V163H177V164H175V165H172V166H169L171 169L168 171V173L166 174L165 177H164L163 175H160V174H159L160 176H163L162 180L158 178V179L161 181V182H160V183H161V186H162L161 190H162L163 188L166 189V190L169 189L168 191H166V190L164 191V190H163V191H161V193H160V191H157V192H158V195H159L160 198H161V200H160V199H159V200H160V201H162V200L168 201V200L170 199V200L173 201V200L175 199V200H174V201H175V204H177V202H176L177 200H178V201H179V200H182V201H183V200L186 198V200L189 201V200H188L189 195H195V197H196L197 199H198V198H199V199H206V200L210 201V199H211V197H212V195H211V192H212V191L209 190V189H211V188H209V187H212V186H209V185H212V184H213L212 181H214V180H208L207 178H205V177H207V176H205V175L208 174V173H211L212 170L215 171V168H214L215 166L213 167L214 169H212V168L210 167L211 171H208V172L205 171V174H204V173L202 174V175L205 176V177H204V176H202V177H204V178L206 179V181H205L206 183L202 184V182H204V181H202V179H201V180L198 179L199 181L196 180V181H198V182H195L194 184H192V185L190 186V179H191V177H192V172L195 170L194 167H195L196 165H194V164H196V162H195L193 165H191V167H190L191 169H189L187 172H184L183 170H185V167H184V169H183V167H182L183 170H181V167L179 166L180 164H182V163H180ZM205 160H206V158H205ZM219 160H220V159H219ZM219 160L216 161V162H219ZM225 160H226V159H223V161H225ZM96 161H98V159L95 160V161H93V162H96ZM125 161H127V160H125ZM125 161H124V163H123L122 166H124ZM142 161H143V160H142ZM142 161H141V162H142ZM151 161H152V160H151ZM151 161H150V163H152ZM200 161H201V160H200ZM138 162H140V160H139ZM145 162H146V161H145ZM147 162H148V161H147ZM147 162H146V163H147ZM153 162H155V161L153 160ZM162 162H163V161H162ZM164 162H165V161H164ZM192 162H194V161H192ZM197 162H198V161H197ZM202 162H203V160H202ZM216 162H215V163H216ZM126 163H127V162H126ZM135 163H136V161H135ZM146 163H144V164H146ZM174 163H176V160H175ZM185 163H186V161H185ZM210 163H211V162H210ZM221 163H222V162H221ZM132 164L134 165V163H132ZM137 164H138V163H136V165H137ZM153 164L155 165V163H153ZM153 164H152V165H153ZM197 164H201V163L198 162ZM203 164H204V163H203ZM205 164H206V163H205ZM212 164H213V163H212ZM212 164H211V166H213ZM219 164H220V162H219ZM219 164H218V166H219ZM92 165L95 166L94 164H91V168H90V170H91L92 168H94ZM126 165H127V164H126ZM126 165H125V166H126ZM130 166H132V165H130ZM130 166H129V167H130ZM189 166H190V165H189ZM193 166H194V167H193ZM209 166H210V165H209ZM225 166H226V164H225ZM87 167H90V166H87ZM132 167H133V166H132ZM197 167H198V166H197ZM205 167H206V165H205ZM216 167H217V165H216ZM119 168H120V167H119ZM123 168H124V167H123ZM126 168H127V167H126ZM130 168H131V167H130ZM134 168H135V166H134ZM187 168H188V165H187ZM198 168H200V166H199ZM203 168H204V167H203ZM207 168H208V166H207ZM217 168H219V167H217ZM221 168H222V169H221ZM221 168H220V170H222V171H220L219 169H217L216 172H219V171H220V173H221V172H225V171H223V166H221ZM158 169H159V168H158ZM160 169H161V168H160ZM93 170H94V169H93ZM124 170H125V169H124ZM124 170H121L122 173H123ZM198 170H199V169H198ZM218 170H219V171H218ZM224 170H225V169H224ZM227 170H228V169H227ZM154 171H155V170H154ZM159 171L161 172V170H159ZM159 171H158V172H159ZM202 171H203V170H202ZM214 171H212L211 175H213V172H214ZM160 172H159V173H160ZM206 172H207V173H206ZM228 172H229V171H228ZM161 174H162V173H161ZM222 174H223V173H222ZM237 174H238V173H237ZM120 175H122V174H120ZM190 175H191V176H190ZM208 175L210 176V174H208ZM214 175H215V176H218L217 173H214ZM219 175H220V174H219ZM155 176H156V174H155ZM221 176H222V175H221ZM120 177H121V176H120ZM212 177H214V176H212ZM224 177H225V175H224ZM224 177H223V179H224ZM226 177H228V176L226 175ZM209 178H210V177H209ZM214 178H215V177H214ZM221 178H222V177H221ZM228 178H229V177H228ZM181 179H182V180H181ZM216 179H217V178H216ZM218 179H219V177H218ZM47 180H48V179H47ZM180 180H181V181H180ZM221 180H222V179H221ZM232 180H233V179H232ZM232 180L230 179V181H232ZM50 181H51V180H50ZM157 181H158V180H157ZM201 181H202V182H201ZM222 181L225 182L226 180H225V181L222 180ZM230 181L228 182L229 184L231 183ZM234 181H235V180H234ZM236 181H237V179H236ZM236 181H235V182H236ZM53 182H56V181L53 180ZM211 182H212V184H210ZM226 182H227V181H226ZM235 182L232 181L233 184L231 183V184L233 185V188H234V183H235ZM51 183H52V182H51ZM56 183H57V182H56ZM219 183H221V182H219ZM54 184H55V183H54ZM205 184H206V185H205ZM235 184H236V183H235ZM156 185H157V183H156ZM204 185H205L206 187H205ZM217 185H218V184H217ZM217 185H214V187L217 186ZM221 185H222V184H221ZM56 186H57V185H56ZM230 186H231V185H230ZM230 186H229V188H230ZM155 187H156V186H155ZM85 188H87V186H86ZM170 188H172V189H170ZM173 188H174L175 190H173ZM220 188H221V187H220ZM224 188H225V187H223V189H224ZM227 188H228V187H227ZM236 188H238V187L236 186ZM155 189L158 190L157 188H155ZM213 189H214V188H213ZM223 189L221 188L222 192H223ZM234 189H235V188H234ZM217 190H218V189H217ZM221 190H220V192H221ZM231 190H232V187H231ZM231 190H230V192H231ZM215 191H216V190H215ZM225 191H226V190H224V192H225ZM228 191H229V189L227 190V192H228ZM233 191H234V190H233ZM233 191H232V193L229 192V193L231 194V196H232L233 193L235 194V192H236V191H235V192H233ZM237 191H238V190H237ZM242 191H243V189H242ZM174 192H175V193L177 192V193H176L177 195L175 194L176 197H175V195H174V198H173V194H174ZM213 192H214V190H213ZM220 192H219V195H220ZM224 192H223V194H224ZM214 193H215V192H214ZM214 193H213V194H214ZM229 193H228V195H227L226 197L229 196ZM239 193H240V191H239ZM215 194H216V193H215ZM226 194H227V193H225V195H226ZM234 194H233V196H234ZM236 194H238V193H236ZM240 194H241V193H240ZM240 194H239V195H240ZM255 194H256V193H255ZM255 194H254V195H255ZM210 195H211V197H210ZM221 195H222V194H221ZM239 195H238V196H239ZM159 196H158V197H159ZM216 196H217V195H216ZM223 196H224V195H223ZM238 196H234L233 198L238 197ZM256 196H258V195L256 194ZM256 196H255V197H256ZM158 197H157V198H158ZM193 197H194V196H193ZM214 197H215V196H214ZM259 197H260V196H259ZM230 198H232V197L229 196V199H230ZM166 199H168V200H166ZM193 199H194V198H193ZM212 199H213V198H212ZM238 199H240V198H238ZM256 199H257V198H256ZM258 199H260V198H258ZM186 200H185V201H186ZM253 200H254V199H253ZM260 200H261V199H260ZM260 200H259V201H260ZM72 201H73V200H72ZM165 201H164V202H165ZM172 201H171V202H172ZM197 201H198V200H197ZM203 201H204V200H203ZM208 201H206V202H208ZM226 201H227V200H226ZM233 201H234V200H233ZM235 201H237V199H236ZM241 201H243V200L240 199V203H241ZM255 201H256V200H255ZM261 201H262V200H261ZM179 202H180V201H179ZM183 202H184V201H183ZM200 202H201V201H200ZM229 202H230V201H229ZM253 202H254V201H253ZM256 202L258 203V201H256ZM172 203H173V202H172ZM184 203H185V202H184ZM184 203H183V204H184ZM186 203H187V202H186ZM198 203H199V202H198ZM211 203H213V202H211ZM211 203H210V204H211ZM231 203H233V202H231ZM187 204H188V203H187ZM196 204H197V203H196ZM237 204H238V201H237ZM242 204H243V203H242ZM162 205H163V204H162ZM164 205H165V204H164ZM179 205H180V207H181V204H179ZM179 205H178V206H179ZM207 205H208V204H207ZM230 205H231V204H230ZM233 205H234V204H233ZM240 205H241V204H240ZM252 205H253V203H252ZM165 206H166V205H165ZM169 206H170V205H169ZM171 206H172V205H171ZM178 206H177V207H178ZM184 206H187V205L184 204ZM184 206H183V207H184ZM209 206H210V205H209ZM227 206H228V204H227ZM238 206H239V205H236L235 207H238ZM247 206H250V204L248 203V205H246V207H247ZM175 207H176V206H175ZM180 207H178V209H179ZM231 207H232V206H231ZM252 207H253V206H252ZM158 208H159V207H158ZM160 208H161V207H160ZM172 208H173V207H172ZM203 208H204V210H206L205 207H203ZM224 208H225V207H224ZM238 208H240V207H238ZM247 208H248V207H247ZM254 208H255V206L253 207V209H254ZM156 209H157V208H156ZM174 209H175V208H173V210H174ZM178 209H177V210H178ZM183 209H184V208H183ZM185 209L187 210V208H185ZM185 209H184L183 213H181V214H180V211H179V210H182V209H179V210H178L179 212L175 209V210L177 211V216H178V214H180L182 217H180V216L177 217L176 214H175L174 216H175L177 219L180 217L181 220H180V218H179V220H180L181 222H183L182 219H183L184 216H185L184 212L186 213V210H185ZM208 209H209V208H208ZM208 209H207V210H208ZM229 209H230V208H229ZM250 209H251V207H250ZM157 210H158V209H157ZM200 210H201V209H200ZM233 210H234V208H233ZM240 210H241V209H239V211H240ZM254 210H255V209H254ZM155 211H156V210H155ZM160 211H161V210H160ZM170 211H171L170 208H169V211H168V212H167V210H166V213H165V214L167 215V213H168V214H169V215H167L168 217L171 215V213H169ZM176 211H175V212H176ZM198 211H199V210H198ZM234 211H235V210H234ZM171 212H172V211H171ZM175 212L173 211V213H175ZM222 212H223V210H222ZM227 212H228V210H227ZM240 212H241V211H240ZM240 212H238V214H239ZM173 213H172V215H173ZM207 213H210V212H207ZM207 213H206V214H207ZM234 213H235V212H234ZM245 213H246V212H241V214H239V215L237 216L236 213H235V215H234V214L232 213V211H231L230 213H226V211H225V213H224L225 215H224V214H223V215H220V213L217 214L218 216H215V215H214V216L216 217V218H214V219H216L217 221H215V222L212 223V221H214V220H213V219H211L212 221L209 220L210 223H211V224H209V228H210L211 230H210V229H209V230H210V231L214 230V231L216 232V234H217V233L219 234V233H222L223 231H225L227 234H229L228 239L230 238V235H231V236H234L236 239L238 238V240H240V241H236V240H235V243L232 245V246H233V251L236 253L237 256L239 255V257L244 256L245 264H264V213L261 214V215H263V217H262L261 215H259L260 217H262L261 219H260V217H257L259 220L257 219L258 221H255L256 223H255V222H252V223H255V225L252 224V225L255 227V228L253 227V228L255 229V233H254V231H253L252 233L249 232L251 235L246 234V235H248L249 237H248V236L246 237V236L244 235V239H243V237H242L243 233H242V232H243L244 230H242V229H246L245 226L249 225V223H250V221H249V222L247 221L248 218H246V217H247L248 215L246 216ZM253 213H254V212H253ZM157 214H158V213H157ZM182 214H183V215H182ZM221 214H222V213H221ZM242 214H244L245 216L242 215ZM247 214H250V213H247ZM259 214H260V213H259ZM161 215H162V214H161ZM161 215H160V216H161ZM172 215H171V216H172ZM203 215H204V214H203ZM208 215H209V214H208ZM163 216H164V215H163ZM198 216H199V215H198ZM205 216H206V215H205ZM205 216H204V217H205ZM214 216H213V217H214ZM234 216H235V217H234ZM256 216H257V214H256ZM117 217H119V215H117ZM117 217H116V220H117ZM164 217H165V216H164ZM168 217H167V219H168ZM172 217H173V216H172ZM172 217H170V219H171ZM200 217H201V216H200ZM206 217H207V216H206ZM211 217H212V214H211ZM232 217H233V220H234V221L232 220ZM254 217H255V216H254ZM103 218H104V217H103ZM192 218H193V217H192ZM209 218H210V216H209ZM222 218H223V220H222ZM163 219H164V218H163ZM190 219H191V218H190ZM199 219H201V218H199ZM235 219H236V220H235ZM249 219H250V218H249ZM164 220H165V219H164ZM164 220H163V221H164ZM173 220H174V219H173ZM179 220H178V221L176 220V222H179ZM201 220H202V219H201ZM201 220H200V221H201ZM191 221H192V220H191ZM204 221L206 222V223H205V227H206V224H207V228H208V222H209V221H208V222H207V220H204ZM232 221H233V222L238 221V222H236V223L233 224ZM251 221H252V220H251ZM164 222H166V221H164ZM167 222H168V221H167ZM170 222H171V220H170ZM181 222H179V224H180ZM196 222H197V221H196ZM202 222H203V220L201 221V224H202ZM174 223H175V222H174ZM198 223H200V222H198ZM162 224H163V223H162ZM175 224H176V223H175ZM181 224H182V223H181ZM181 224H180V225H181ZM183 224H184V223H183ZM195 224L197 225V223H195ZM232 224H233V225H232ZM245 224H246V225H245ZM250 224H251V223H250ZM243 225H245V226H243ZM164 226H165V225L163 224V227H164ZM178 226H179V225H178ZM181 226H182V225H181ZM197 226H198V225H197ZM202 226H203V225H202ZM156 227H157V226H156ZM156 227H155V228H156ZM163 227H162V228H163ZM200 227H201V226H200ZM242 227H244V228H242ZM247 227H248V226H247ZM178 228H179V227H178ZM184 228H185V226H184ZM249 228H250V227H249ZM253 228L251 227V229H253ZM247 229H248V228H247ZM203 230H208V229H204V228H203ZM249 231H251V230H249ZM244 232H245V231H244ZM246 232H247V230H246ZM223 233H224V232H223ZM226 233H225V234H226ZM208 234H209V233H208ZM212 234H213V233H212ZM212 234H211V235H212ZM214 234H215V233H214ZM221 235H222V234H221ZM221 235H220V236H221ZM240 235H241V236H240ZM212 236H213V235H212ZM214 236H215V235H214ZM224 236H225V235H224ZM227 236H228V235H227ZM227 236H225L226 239H227ZM237 236H238V237H237ZM209 237H210V236H209ZM222 237H223V236H222ZM239 237H241V239H243L244 241H243V240L241 241V239H239ZM212 238H213L212 240H215L214 237H212ZM219 238H220V237H219ZM235 238H234V239H235ZM245 238H246V240H245ZM221 239H222V238H221ZM221 239H218V242H219L220 244H221V241H222ZM223 239H224V238H223ZM226 239H225V240H226ZM216 240H217V238H216ZM216 240H215V241H216ZM215 241H214V242H215ZM223 241H224V240H223ZM212 242H213V241H212ZM216 243H217V241H216ZM216 243H215V244H216ZM223 243H224V242H223ZM213 244H214V243H213ZM231 244H232V243H231ZM231 244L229 243V245H231ZM216 245H217V244H216ZM218 245H219V244H218ZM220 247H221V246H220ZM234 252H233V253H234ZM236 258H237V257H236ZM236 261H237V260H236ZM229 264H238V263L235 262V261H234V262L231 261Z\"/></svg>",
    "mask_w": 264,
    "mask_h": 264
},
{
    "label": "built area",
    "instance_id": "4",
    "mask_svg": "<svg viewBox=\"0 0 264 264\" xmlns=\"http://www.w3.org/2000/svg\"><path fill=\"white\" fill-rule=\"evenodd\" d=\"M60 144L57 133L18 100L0 102V194L10 192L26 173H36L48 180L65 177L68 167L58 153ZM79 192L76 187L73 192L64 190L62 194L73 200ZM136 220L143 224L148 217L138 213Z\"/></svg>",
    "mask_w": 264,
    "mask_h": 264
}]
</instances>
